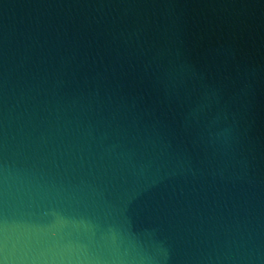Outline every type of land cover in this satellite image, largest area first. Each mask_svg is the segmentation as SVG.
Here are the masks:
<instances>
[{
  "label": "water",
  "instance_id": "water-1",
  "mask_svg": "<svg viewBox=\"0 0 264 264\" xmlns=\"http://www.w3.org/2000/svg\"><path fill=\"white\" fill-rule=\"evenodd\" d=\"M0 264H264V0H0Z\"/></svg>",
  "mask_w": 264,
  "mask_h": 264
}]
</instances>
